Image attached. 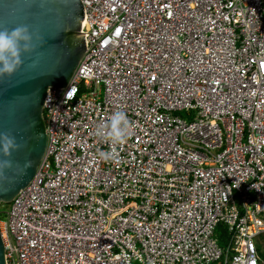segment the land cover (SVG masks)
Listing matches in <instances>:
<instances>
[{
	"label": "built area",
	"instance_id": "1",
	"mask_svg": "<svg viewBox=\"0 0 264 264\" xmlns=\"http://www.w3.org/2000/svg\"><path fill=\"white\" fill-rule=\"evenodd\" d=\"M81 1L85 53L0 221L7 264H264V0ZM116 111L132 134L112 144Z\"/></svg>",
	"mask_w": 264,
	"mask_h": 264
},
{
	"label": "water",
	"instance_id": "2",
	"mask_svg": "<svg viewBox=\"0 0 264 264\" xmlns=\"http://www.w3.org/2000/svg\"><path fill=\"white\" fill-rule=\"evenodd\" d=\"M81 0H0V31L27 26L33 51L11 77L0 78V134L19 148L4 156L0 144V204H9L34 178L47 151L44 105L51 89L64 90L85 53ZM0 264H7L0 232Z\"/></svg>",
	"mask_w": 264,
	"mask_h": 264
},
{
	"label": "clouds",
	"instance_id": "3",
	"mask_svg": "<svg viewBox=\"0 0 264 264\" xmlns=\"http://www.w3.org/2000/svg\"><path fill=\"white\" fill-rule=\"evenodd\" d=\"M33 50V33L27 26L0 31V78L14 75L23 64L22 54L31 53ZM131 134L130 122L123 111L111 114L107 123L101 124L96 131V135L112 144L123 143ZM0 144H2L4 156H10L13 151L19 148L16 138L7 132L0 134ZM10 164V161H0L2 166H10ZM2 220L1 211L0 221Z\"/></svg>",
	"mask_w": 264,
	"mask_h": 264
},
{
	"label": "bare ground",
	"instance_id": "4",
	"mask_svg": "<svg viewBox=\"0 0 264 264\" xmlns=\"http://www.w3.org/2000/svg\"><path fill=\"white\" fill-rule=\"evenodd\" d=\"M93 4H95V3H93ZM153 20H150V22L153 21ZM159 21L161 22V20H159ZM169 23L173 24V22H171V21ZM186 24L188 26H190V24H192V23H187L186 22ZM154 27L157 30L155 32L157 39L160 38V35H164V36H174V35H177L181 31V27L178 25L177 22H175L174 25H173V27H170L169 29H161L158 25H155V24H154ZM182 37H184V35H182Z\"/></svg>",
	"mask_w": 264,
	"mask_h": 264
},
{
	"label": "trees",
	"instance_id": "5",
	"mask_svg": "<svg viewBox=\"0 0 264 264\" xmlns=\"http://www.w3.org/2000/svg\"><path fill=\"white\" fill-rule=\"evenodd\" d=\"M218 231L220 233H224L225 234V231L223 229V226H220V228L218 229ZM257 247L260 250V254H261L262 260L264 262V235H262L260 237V239L257 241Z\"/></svg>",
	"mask_w": 264,
	"mask_h": 264
},
{
	"label": "rangeland",
	"instance_id": "6",
	"mask_svg": "<svg viewBox=\"0 0 264 264\" xmlns=\"http://www.w3.org/2000/svg\"><path fill=\"white\" fill-rule=\"evenodd\" d=\"M9 210V204H1L0 205V212L2 211V218L4 219V212Z\"/></svg>",
	"mask_w": 264,
	"mask_h": 264
}]
</instances>
